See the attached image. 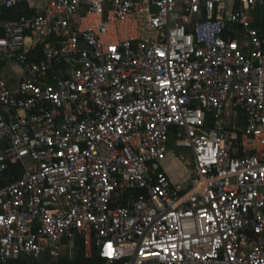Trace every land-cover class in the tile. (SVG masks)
Masks as SVG:
<instances>
[{
  "label": "built area",
  "instance_id": "2783aa9c",
  "mask_svg": "<svg viewBox=\"0 0 264 264\" xmlns=\"http://www.w3.org/2000/svg\"><path fill=\"white\" fill-rule=\"evenodd\" d=\"M31 1L0 0V264H264V0Z\"/></svg>",
  "mask_w": 264,
  "mask_h": 264
},
{
  "label": "rangeland",
  "instance_id": "374dc122",
  "mask_svg": "<svg viewBox=\"0 0 264 264\" xmlns=\"http://www.w3.org/2000/svg\"><path fill=\"white\" fill-rule=\"evenodd\" d=\"M33 2L36 5H39V0H33ZM11 66L12 67L15 66V61L12 60L9 63L7 62L5 69H4L5 72H2L0 76L6 77V78H9L12 76L14 77L15 73L10 70ZM170 150H171L170 161L173 162L172 167L176 170V171H173V174L175 175V177L179 178V175L185 172V169L189 168L190 166L189 156L187 153H181L180 151L175 149V147H173V144H171ZM177 167L179 169H177Z\"/></svg>",
  "mask_w": 264,
  "mask_h": 264
},
{
  "label": "trees",
  "instance_id": "16d2710c",
  "mask_svg": "<svg viewBox=\"0 0 264 264\" xmlns=\"http://www.w3.org/2000/svg\"><path fill=\"white\" fill-rule=\"evenodd\" d=\"M25 8L27 9L26 11L24 10ZM30 12H31V9H29L27 7V4H22V5L16 6V7L12 8L11 10H9V14L12 18H17V17H20L21 15H23L25 13H30ZM74 263H77V264H103V262L97 256L93 257L92 259L85 258V256L83 255V251H82L81 246H79L77 259Z\"/></svg>",
  "mask_w": 264,
  "mask_h": 264
},
{
  "label": "crops",
  "instance_id": "0c3cea01",
  "mask_svg": "<svg viewBox=\"0 0 264 264\" xmlns=\"http://www.w3.org/2000/svg\"><path fill=\"white\" fill-rule=\"evenodd\" d=\"M31 4L36 6V4L33 2V0L31 1ZM41 4H42V2L39 0V5H41ZM259 16L264 17V9L258 10V12L256 13V17H259Z\"/></svg>",
  "mask_w": 264,
  "mask_h": 264
}]
</instances>
